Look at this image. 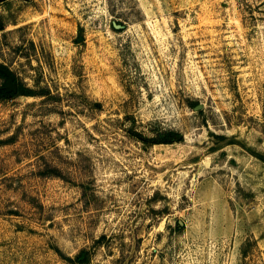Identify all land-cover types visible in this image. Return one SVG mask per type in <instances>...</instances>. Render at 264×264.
<instances>
[{
    "label": "rangeland",
    "instance_id": "obj_1",
    "mask_svg": "<svg viewBox=\"0 0 264 264\" xmlns=\"http://www.w3.org/2000/svg\"><path fill=\"white\" fill-rule=\"evenodd\" d=\"M0 65V264H264V0H0Z\"/></svg>",
    "mask_w": 264,
    "mask_h": 264
},
{
    "label": "trees",
    "instance_id": "obj_2",
    "mask_svg": "<svg viewBox=\"0 0 264 264\" xmlns=\"http://www.w3.org/2000/svg\"><path fill=\"white\" fill-rule=\"evenodd\" d=\"M115 30H118L119 31L120 29H115ZM0 69H5V67L3 65H0ZM0 76L3 77L5 79V81H6V76L1 71H0ZM14 81H15V78H14ZM4 84H5V82H4ZM4 84L2 86H0V99L8 98V97H14V96H18V95L34 96V95H37L38 94V92H36V91L32 90L31 88L26 87V86H24L22 84H19V83H17V90H16V92H12V91L11 92H8V91L5 90ZM146 140L148 142H151L152 144L159 143V142H168L167 141L168 138L167 139L166 138H164V139H146ZM251 154L254 155L256 158H258L259 160H261L264 163V154L263 153H255V151H252Z\"/></svg>",
    "mask_w": 264,
    "mask_h": 264
},
{
    "label": "water",
    "instance_id": "obj_3",
    "mask_svg": "<svg viewBox=\"0 0 264 264\" xmlns=\"http://www.w3.org/2000/svg\"><path fill=\"white\" fill-rule=\"evenodd\" d=\"M112 26L115 28V29H119L122 27V25L120 24H116V23H112ZM1 72H3L6 76V81H5V90L8 91V92H16L17 90V83L16 81H14V76L10 73L9 70L7 69H0ZM201 107V105H196L195 106V109H199Z\"/></svg>",
    "mask_w": 264,
    "mask_h": 264
}]
</instances>
